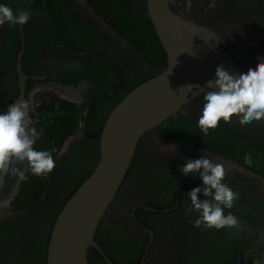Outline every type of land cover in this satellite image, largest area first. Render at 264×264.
Listing matches in <instances>:
<instances>
[{
  "label": "flooded vegetation",
  "instance_id": "af4514ba",
  "mask_svg": "<svg viewBox=\"0 0 264 264\" xmlns=\"http://www.w3.org/2000/svg\"><path fill=\"white\" fill-rule=\"evenodd\" d=\"M112 1L124 5V0H0L14 13L31 12L23 26H0V112L30 100L28 119L38 133L36 142L44 132L35 121L40 108L67 103L83 118V126L68 136L80 131L81 137L54 157L39 197L19 199L24 180L12 169L27 177L26 162L13 159L7 166L0 189V264H47L57 215L98 160L99 136L91 131L167 65L166 56L158 61L142 55L113 27ZM125 1L147 13L146 0ZM188 3L169 0L177 15L218 29L226 26L225 50L243 70L264 54V0H191L190 8ZM83 83L82 102L61 99L60 87L79 90ZM202 108L203 94L191 100L194 121ZM218 123L227 132H199L178 141L153 130L141 139L125 182L98 226L88 264H264V121L242 123L233 113ZM229 143L240 148L230 150ZM201 155L223 161V180L239 195L225 211L242 227L191 223L197 213L188 211L187 193L199 180L182 176L178 168Z\"/></svg>",
  "mask_w": 264,
  "mask_h": 264
},
{
  "label": "water",
  "instance_id": "95a60500",
  "mask_svg": "<svg viewBox=\"0 0 264 264\" xmlns=\"http://www.w3.org/2000/svg\"><path fill=\"white\" fill-rule=\"evenodd\" d=\"M146 10L167 65L128 93L105 119L98 138L97 163L57 215L47 264H88V250L97 248L98 226L125 182L141 139L176 114L197 118L191 100L202 94L199 89L214 78L218 65L232 72L243 70L225 50L226 26L218 29L177 15L169 0H146ZM85 84L79 90L60 87L61 99L82 102ZM80 133L66 138L67 150Z\"/></svg>",
  "mask_w": 264,
  "mask_h": 264
},
{
  "label": "clouds",
  "instance_id": "9594fccd",
  "mask_svg": "<svg viewBox=\"0 0 264 264\" xmlns=\"http://www.w3.org/2000/svg\"><path fill=\"white\" fill-rule=\"evenodd\" d=\"M187 7H191V0ZM30 18V11L14 13L8 5L0 3V26L6 23L23 26ZM199 90L203 94V108L197 124L205 135L221 119H230L233 113L242 123L264 119V54L258 53L255 63L238 73L218 65L214 78ZM29 111L30 100H25L10 104L6 111L0 112V172L5 171L13 159L26 162L31 174L37 177L47 176L55 167L52 152L34 148L38 133L30 127ZM67 146L65 143L59 149L57 157L64 154ZM178 171L184 177L199 180L187 193L188 211L197 213L191 221L194 227H242L236 216L225 211L233 207L239 195L223 180V161L201 155L198 159H186ZM12 173L20 180L26 179L24 172L16 168Z\"/></svg>",
  "mask_w": 264,
  "mask_h": 264
},
{
  "label": "trees",
  "instance_id": "16d2710c",
  "mask_svg": "<svg viewBox=\"0 0 264 264\" xmlns=\"http://www.w3.org/2000/svg\"><path fill=\"white\" fill-rule=\"evenodd\" d=\"M122 3H124L127 8H125L124 5L121 7L112 1V4H114L116 8L113 13L109 15L112 19L111 23H113V27L116 28L126 39H129V41L139 49L142 55L158 61L164 60L166 54L157 39L146 11L136 5L129 4V2L125 0ZM121 8L122 10H120ZM100 11L102 10L100 9ZM108 13L109 12L107 11V14ZM36 118V124L41 125L44 128V132L41 139L36 142L34 148L40 151H50L52 152L53 157L57 155V152L59 151L58 148L61 146L64 139L78 128L83 120L75 108L67 103L61 102L57 103L54 108H40V113L36 115ZM89 122L90 119H85V123L89 125ZM101 128H93L91 131L94 134L93 137H95L96 134H98V136L100 135ZM224 128L228 127L223 123H218L215 128L209 129L208 132H227ZM156 130L159 132V135L178 141L188 140L190 136L202 132L196 121L187 119L180 114L172 116L159 127L154 129V131ZM227 130L229 132V129ZM93 137L91 136L87 138ZM98 138L99 137H97V141ZM222 146L226 148L224 144H222ZM227 148L236 152L240 147H233V145L229 143ZM53 149L57 151L53 152ZM44 178L45 176H34L31 174V171L28 170L27 177L22 184V192L19 199L29 201L31 196L35 198L39 197L41 195ZM79 184L75 185L70 196L77 189Z\"/></svg>",
  "mask_w": 264,
  "mask_h": 264
}]
</instances>
